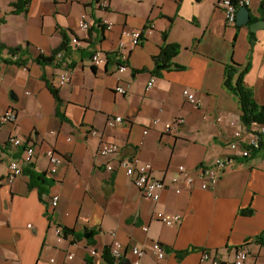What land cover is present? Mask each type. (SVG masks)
I'll return each instance as SVG.
<instances>
[{
  "label": "crops",
  "instance_id": "0c3cea01",
  "mask_svg": "<svg viewBox=\"0 0 264 264\" xmlns=\"http://www.w3.org/2000/svg\"><path fill=\"white\" fill-rule=\"evenodd\" d=\"M15 1L0 0V42L6 46L0 47V116L9 108L16 112L13 123H0V264H112L104 249L113 240L126 248L115 264H131L135 248L145 251L142 264H211L201 260L202 250L233 264L240 247L248 250L247 264H264V246L256 242L264 234V142L248 158L228 152V121L236 128L243 122L236 96L224 85L232 60L249 62L246 84L264 104V28L252 39L248 26L226 22L218 0H111L106 9L97 0H30L18 14L12 13ZM262 1L251 0L252 18H262ZM82 13L90 19L87 30L78 24ZM104 20L112 22L110 30H104ZM125 29L139 30L141 42L134 45ZM65 38L70 51L64 59L33 60L39 53L51 55ZM74 38L81 47L71 46ZM121 41L123 71L117 67ZM166 42L181 49L168 68L154 73V58ZM27 44V66L5 62L9 47ZM97 49L107 54L101 65L90 59ZM66 73L70 80L61 84ZM119 85L125 94L116 90ZM185 88L199 98L198 108L183 95ZM117 115L123 122L109 126ZM178 117L185 121L166 128ZM14 136L34 147V170L52 180L43 195L25 172L13 183L5 180L9 157L21 151L8 145ZM103 143H116L119 151L102 156ZM48 149L63 158L53 174ZM218 156L231 159L217 183L204 189L200 168ZM132 158L169 182L157 202L118 167L121 159ZM179 166L186 169L183 175ZM53 195L59 196L56 206ZM247 208L251 214L241 212ZM156 211L180 219L168 226ZM59 227L93 230L94 242L73 234L59 239ZM155 242L170 249L162 259L151 249Z\"/></svg>",
  "mask_w": 264,
  "mask_h": 264
},
{
  "label": "built area",
  "instance_id": "2783aa9c",
  "mask_svg": "<svg viewBox=\"0 0 264 264\" xmlns=\"http://www.w3.org/2000/svg\"><path fill=\"white\" fill-rule=\"evenodd\" d=\"M110 2L111 0H97V7L101 9H106L110 6ZM250 3L251 0H218L216 5L219 9L223 10L226 22L230 25H235L237 18V10L239 9V7L244 5L249 6ZM78 24L79 27L82 29L87 30L90 28V19L86 13L81 14ZM112 25L113 24L111 21L104 20L102 22L104 30H110L112 28ZM122 33L124 34V36L130 38L134 45H137L142 40V34L139 30L125 29ZM71 46L73 48H79L82 46V44L81 41H79L77 38H74ZM124 47L125 43L123 41L119 42L117 49V67L120 71H123L127 66L125 53L123 51ZM63 57V51H59L56 54V59L58 60H62ZM13 58L16 59L17 55H15ZM90 59L92 64L101 65L107 60V54L105 51L97 49L93 52ZM69 80L70 78L66 73L61 75L59 82L61 84H65ZM154 80V77L150 79V81L148 82L147 89L153 86ZM116 90L121 94H125L127 91L126 87L121 85L117 86ZM183 95L191 104H193L195 108H198L200 106V100L192 90L185 88L183 90ZM15 120L16 112L10 108L7 109L0 116L1 124L13 123ZM123 120L124 118L121 115H117L109 119L108 125L114 127L115 125L122 123ZM157 121L158 120L155 119L153 123L156 124ZM184 121L185 119L183 117H178L174 120V122H167L165 126L166 128H170L172 126V123L180 124ZM228 125L233 127V131L227 141V147L232 152L233 156L240 158H248L251 157L257 149L261 148L264 142V123L253 122L250 125H245L244 123H242L241 128H236V122L228 121ZM143 132L146 134L148 130L145 129ZM91 133L96 134L97 130L93 129L91 130ZM8 145H10L14 149L21 148V151L17 155H11L8 160V172L5 177V180L8 183H13L16 178H18L24 173L25 168L34 164L35 149L32 145H24L23 140L15 136L9 139ZM118 151L119 146L116 143H103L99 148V153L102 156H112ZM47 155L52 161L49 172L53 174L58 170V167L62 164L63 158L55 155L53 149H48ZM230 159L231 157L227 158L218 156L209 164L203 165L200 168L201 187L207 189L214 186L219 180L222 174V170L225 168L227 162L230 161ZM118 167L124 169L125 173L132 178L134 185L140 190L142 195L153 202H157L159 200L161 190L167 185H169V182L153 177L150 173V164H140L138 163L137 158H132L130 160L121 159L119 161ZM107 168L113 169V165L107 164ZM178 169L180 171V174L182 175L186 172L184 166H179ZM187 178L189 179L190 183L193 181L190 176H187ZM178 179L179 176H175L172 178V182L175 183ZM176 191L180 192V189L177 188ZM58 200V195H53L50 198V202L54 206L57 205ZM155 217L168 226H173L180 219L179 214L170 215L166 214L163 211H156ZM145 229L147 228L145 227ZM56 233L60 239L63 235L62 228H57ZM151 249L159 259L164 258L167 254V249L160 242H155L152 245ZM109 252L110 256L113 258L112 264H115L116 261L122 259L125 256L126 248L120 241L113 240V242L109 245ZM133 252L134 258L131 264H142V256L145 252L144 249L135 248ZM248 257L249 253L246 248H237L235 251L233 264H247ZM69 258H72V255H70ZM201 260H208L211 262V264H223V262L219 258H217V256H215L214 254H212L211 251L208 250H202ZM100 264L106 263L101 262Z\"/></svg>",
  "mask_w": 264,
  "mask_h": 264
},
{
  "label": "trees",
  "instance_id": "16d2710c",
  "mask_svg": "<svg viewBox=\"0 0 264 264\" xmlns=\"http://www.w3.org/2000/svg\"><path fill=\"white\" fill-rule=\"evenodd\" d=\"M30 0H16L12 4V13L18 14L21 12H26L28 10ZM261 11L263 6L260 5ZM258 20V18H252V21ZM238 27V26H237ZM164 37H166V33L164 34ZM250 37L254 38V32L250 31ZM0 47H6L5 44L0 42ZM29 47V44H27L25 47L18 46V47H9V53L10 57L9 59H4L5 62H13L15 64H18L20 66H27L28 61L30 59L29 53L27 48ZM181 49L180 44L178 43H164L161 47L160 54L155 56V67L153 69L154 73H159L161 69L168 68L170 64L172 63L173 58L179 53ZM59 51H63L64 55H69V42L68 39L65 38V40L60 44L58 48H56L51 55L44 56L42 53L37 54L33 58V60L39 62V63H47V64H53L56 61V54ZM17 55V58L14 59L13 57ZM64 59V57H63ZM250 68V63L241 64L236 62L235 60H232L225 69L224 74V85L225 87L232 92L240 105V109L242 111L241 113V120L245 125H250L253 122L258 123H264V104H259L254 97V92L251 87H249L246 84L245 81V75L248 72ZM52 92L54 93L55 97L61 101L58 97V91L54 88H52ZM261 149V148H259ZM257 149L256 152L259 150ZM254 152V153H256ZM24 172L29 175L30 177V185H38L39 189L41 190V193L43 195V192L45 193V187L44 184H51L52 180H48L45 176V173H37L34 170L33 165L28 166L25 168ZM252 209L247 208L241 210L243 214H251ZM68 234H73L75 236V239H82L86 238L89 242H94V234L95 232L93 230H85L84 232L76 233L74 230H70L67 227L63 228V236H67ZM256 242L260 245L264 246V234H260L256 237ZM165 247V246H164ZM167 250H170L166 247ZM104 257L106 261L109 263H113V258L110 256L109 247H106L104 249Z\"/></svg>",
  "mask_w": 264,
  "mask_h": 264
},
{
  "label": "water",
  "instance_id": "95a60500",
  "mask_svg": "<svg viewBox=\"0 0 264 264\" xmlns=\"http://www.w3.org/2000/svg\"><path fill=\"white\" fill-rule=\"evenodd\" d=\"M262 18L252 21L250 8L246 5L241 6L237 11L236 25L248 26L251 32H257L264 28V0L262 1ZM174 67V65H173Z\"/></svg>",
  "mask_w": 264,
  "mask_h": 264
},
{
  "label": "bare ground",
  "instance_id": "6f19581e",
  "mask_svg": "<svg viewBox=\"0 0 264 264\" xmlns=\"http://www.w3.org/2000/svg\"><path fill=\"white\" fill-rule=\"evenodd\" d=\"M249 6H250V5H249ZM249 6H248V7H249ZM239 8H240V7H239ZM237 11H238V10H237Z\"/></svg>",
  "mask_w": 264,
  "mask_h": 264
},
{
  "label": "rangeland",
  "instance_id": "374dc122",
  "mask_svg": "<svg viewBox=\"0 0 264 264\" xmlns=\"http://www.w3.org/2000/svg\"><path fill=\"white\" fill-rule=\"evenodd\" d=\"M228 152H229V149H228Z\"/></svg>",
  "mask_w": 264,
  "mask_h": 264
}]
</instances>
